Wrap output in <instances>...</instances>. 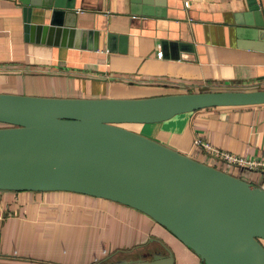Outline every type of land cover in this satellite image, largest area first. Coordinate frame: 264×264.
I'll return each mask as SVG.
<instances>
[{
	"label": "crops",
	"instance_id": "obj_1",
	"mask_svg": "<svg viewBox=\"0 0 264 264\" xmlns=\"http://www.w3.org/2000/svg\"><path fill=\"white\" fill-rule=\"evenodd\" d=\"M165 1L167 16L161 17L131 13V0H76L74 26L41 29L23 2L0 0V91L140 97L264 87V25L253 23L250 9L257 3L264 12V0ZM188 11L197 26L187 27L189 19L175 26V15ZM29 23L39 25L29 29ZM186 29L193 50L158 55L162 38ZM110 32L116 34L109 40ZM136 123L132 129L264 185L262 169L221 162L193 142L199 135L220 149L264 159V103L209 106ZM169 262L201 259L135 207L72 190L0 189V264Z\"/></svg>",
	"mask_w": 264,
	"mask_h": 264
},
{
	"label": "water",
	"instance_id": "obj_2",
	"mask_svg": "<svg viewBox=\"0 0 264 264\" xmlns=\"http://www.w3.org/2000/svg\"><path fill=\"white\" fill-rule=\"evenodd\" d=\"M20 1L27 16L40 19L38 28L76 23V0ZM131 1L133 14L167 16L165 0ZM250 9L253 23L264 25L257 3ZM185 19L192 30L197 26L190 11L175 15V26ZM38 23H29V29ZM175 33L161 39L164 56L194 48L189 30ZM115 34L108 33L109 40ZM257 103H264V87L140 97L0 91V122L5 123L0 125V189H63L110 198L164 225L201 264H264V185L122 124Z\"/></svg>",
	"mask_w": 264,
	"mask_h": 264
},
{
	"label": "built area",
	"instance_id": "obj_3",
	"mask_svg": "<svg viewBox=\"0 0 264 264\" xmlns=\"http://www.w3.org/2000/svg\"><path fill=\"white\" fill-rule=\"evenodd\" d=\"M158 55H162L161 50L158 51ZM193 142L199 150L221 162L235 164L241 168L262 169L264 171V159L262 158H252L220 149L199 135L194 137Z\"/></svg>",
	"mask_w": 264,
	"mask_h": 264
},
{
	"label": "rangeland",
	"instance_id": "obj_4",
	"mask_svg": "<svg viewBox=\"0 0 264 264\" xmlns=\"http://www.w3.org/2000/svg\"><path fill=\"white\" fill-rule=\"evenodd\" d=\"M18 93V92H17ZM27 94V93H26ZM39 95H43V94H39ZM0 124H1V122H0ZM123 125H125V126H127V127H129V128H131V127H134L135 126V124H137L136 122H124V123H122Z\"/></svg>",
	"mask_w": 264,
	"mask_h": 264
},
{
	"label": "flooded vegetation",
	"instance_id": "obj_5",
	"mask_svg": "<svg viewBox=\"0 0 264 264\" xmlns=\"http://www.w3.org/2000/svg\"><path fill=\"white\" fill-rule=\"evenodd\" d=\"M0 125H5V123L1 122V124H0Z\"/></svg>",
	"mask_w": 264,
	"mask_h": 264
},
{
	"label": "trees",
	"instance_id": "obj_6",
	"mask_svg": "<svg viewBox=\"0 0 264 264\" xmlns=\"http://www.w3.org/2000/svg\"><path fill=\"white\" fill-rule=\"evenodd\" d=\"M211 164V163H210ZM214 165V164H213ZM216 166V165H215ZM217 167H219V166H217Z\"/></svg>",
	"mask_w": 264,
	"mask_h": 264
}]
</instances>
